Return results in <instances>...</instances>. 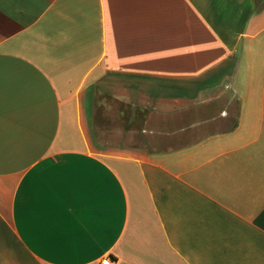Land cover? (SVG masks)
Masks as SVG:
<instances>
[{
  "label": "crops",
  "instance_id": "0c3cea01",
  "mask_svg": "<svg viewBox=\"0 0 264 264\" xmlns=\"http://www.w3.org/2000/svg\"><path fill=\"white\" fill-rule=\"evenodd\" d=\"M106 257L264 264V0H0V264Z\"/></svg>",
  "mask_w": 264,
  "mask_h": 264
},
{
  "label": "rangeland",
  "instance_id": "374dc122",
  "mask_svg": "<svg viewBox=\"0 0 264 264\" xmlns=\"http://www.w3.org/2000/svg\"><path fill=\"white\" fill-rule=\"evenodd\" d=\"M102 108L97 111L98 114L95 116V132L97 127L100 126L105 129L106 135L109 138L113 137L115 130L117 132L120 131L118 135L121 133L125 137V134L131 128H135L133 127V120L136 123L137 118H131L129 106L124 104L114 105L113 101H106V111L104 112ZM120 138L124 140L121 136Z\"/></svg>",
  "mask_w": 264,
  "mask_h": 264
},
{
  "label": "built area",
  "instance_id": "2783aa9c",
  "mask_svg": "<svg viewBox=\"0 0 264 264\" xmlns=\"http://www.w3.org/2000/svg\"><path fill=\"white\" fill-rule=\"evenodd\" d=\"M101 264H115V262L110 258V257H106Z\"/></svg>",
  "mask_w": 264,
  "mask_h": 264
}]
</instances>
